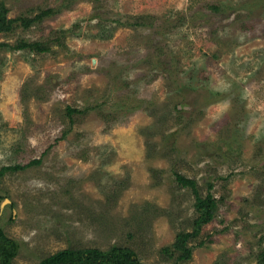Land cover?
<instances>
[{"label":"rangeland","instance_id":"obj_1","mask_svg":"<svg viewBox=\"0 0 264 264\" xmlns=\"http://www.w3.org/2000/svg\"><path fill=\"white\" fill-rule=\"evenodd\" d=\"M4 2L10 19L56 12L0 33V170L41 160L1 180L13 264L115 246L174 264L162 250L197 216L175 172L218 201L181 264H260L264 0Z\"/></svg>","mask_w":264,"mask_h":264},{"label":"trees","instance_id":"obj_2","mask_svg":"<svg viewBox=\"0 0 264 264\" xmlns=\"http://www.w3.org/2000/svg\"><path fill=\"white\" fill-rule=\"evenodd\" d=\"M54 9H48L40 12L34 19H10L8 17V9L4 0L0 1V33H8L15 29L17 23L22 22L24 27H30L32 24L41 22L45 18L54 16ZM141 25V24H140ZM3 46V44H0ZM6 46V45H4ZM9 46V45H8ZM11 47V46H9ZM17 50H29L31 52L42 53L47 52L48 48L39 42H28L22 40L13 47ZM82 111L71 107L67 108V114L70 121L73 122L75 114H81ZM41 160H33L26 165H16L11 167H3L0 170V184L3 176L7 172L23 171L31 166L39 165ZM176 180L179 185H185L191 189L195 198L196 218L193 222L191 232H181L177 235L175 243L172 247H166L162 250L163 255L169 259L176 257L174 264H181L192 259L194 248L190 246L193 239L198 238L203 227L215 218L218 210V201L211 193L213 184L208 185L209 193L203 197L195 180H190L185 176L175 172ZM18 251V244L10 239L3 228L0 227V264H13ZM260 264H264V254L260 256ZM39 264H144L141 262L137 254L129 248L115 246L107 251L100 249H66L59 251L43 259Z\"/></svg>","mask_w":264,"mask_h":264}]
</instances>
